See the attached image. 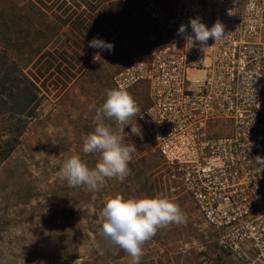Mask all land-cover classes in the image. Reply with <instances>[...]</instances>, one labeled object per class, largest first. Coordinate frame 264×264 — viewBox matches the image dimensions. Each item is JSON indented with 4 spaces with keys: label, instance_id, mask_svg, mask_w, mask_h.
Returning a JSON list of instances; mask_svg holds the SVG:
<instances>
[{
    "label": "rangeland",
    "instance_id": "rangeland-1",
    "mask_svg": "<svg viewBox=\"0 0 264 264\" xmlns=\"http://www.w3.org/2000/svg\"><path fill=\"white\" fill-rule=\"evenodd\" d=\"M157 1L171 7L177 0ZM1 2L17 6L34 2L60 22L62 30L54 42L53 58L36 67L22 66L42 100L35 117L23 119L24 126L10 121L9 111L0 107V148L19 136L12 155L0 161V264H132L131 256L102 234V209L116 195L166 197L186 217L181 224L160 227L142 245L139 264H245L225 249L229 232L210 224L209 183L194 179L204 167L168 166L143 133L138 117L151 104L147 85L128 91L139 109L130 120L137 134L131 125L105 119L122 143L135 149L130 173L123 179L106 178L95 191L71 187L59 175L73 156L90 169L100 162V153L83 151V137L94 131L92 118L106 99L105 90L114 88L115 74L150 60L169 40L138 0ZM93 38L114 44V52L89 47ZM15 67L8 66L0 49V90L5 77L17 73ZM22 125L21 133L7 135Z\"/></svg>",
    "mask_w": 264,
    "mask_h": 264
},
{
    "label": "built area",
    "instance_id": "built-area-1",
    "mask_svg": "<svg viewBox=\"0 0 264 264\" xmlns=\"http://www.w3.org/2000/svg\"><path fill=\"white\" fill-rule=\"evenodd\" d=\"M169 37L150 60L114 75V88L150 90L138 123L170 167L202 168L210 224L227 231L224 247L245 264H264V0H177L171 7L138 0ZM255 7L249 10L250 5ZM199 16L225 33L186 44L180 26Z\"/></svg>",
    "mask_w": 264,
    "mask_h": 264
},
{
    "label": "clouds",
    "instance_id": "clouds-1",
    "mask_svg": "<svg viewBox=\"0 0 264 264\" xmlns=\"http://www.w3.org/2000/svg\"><path fill=\"white\" fill-rule=\"evenodd\" d=\"M255 5H250L249 10ZM192 33H187L188 25H181L178 35L185 38L186 44L194 46L197 42L200 49L206 52L208 40L215 42L221 39L224 25L217 20L209 28L201 22L199 16L190 18ZM89 47L114 52V44L99 38L89 41ZM99 56L97 53L93 59ZM106 99L93 116L94 131L83 137V151L85 153H100V162L94 169H90L79 156L67 159L60 169V177L71 187L87 186L95 191L106 178L123 179L130 173L128 167L135 150L122 143L121 137L105 124V119L117 125H131V132L137 134L135 125L130 123L138 112L134 98L123 88L106 89ZM257 163L264 165V157L257 156ZM104 218L102 234L111 245L123 249L132 258V264H139L143 255L142 245L150 240L160 227L169 224H181L186 217L179 205L166 197H142L125 199L116 195L108 199L102 209ZM103 254V253H101Z\"/></svg>",
    "mask_w": 264,
    "mask_h": 264
},
{
    "label": "trees",
    "instance_id": "trees-1",
    "mask_svg": "<svg viewBox=\"0 0 264 264\" xmlns=\"http://www.w3.org/2000/svg\"><path fill=\"white\" fill-rule=\"evenodd\" d=\"M58 23L34 2L17 6L0 0V49L7 57L8 66L17 68L13 78L5 77L0 90V107L5 106L9 111L6 114L10 121L25 126L27 121L23 119L32 120L41 106L36 83L24 74L22 66L36 67L43 60L53 58L54 42L60 39L62 30ZM24 126L11 128L7 135L21 133ZM18 141L16 136L15 140L4 143L8 149L5 152L4 147L0 148V161L12 155Z\"/></svg>",
    "mask_w": 264,
    "mask_h": 264
}]
</instances>
